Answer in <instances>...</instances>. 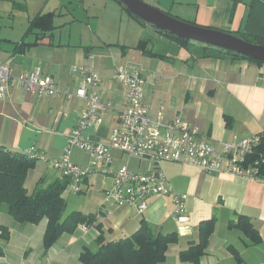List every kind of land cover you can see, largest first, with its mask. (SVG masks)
I'll return each instance as SVG.
<instances>
[{
	"label": "crops",
	"instance_id": "obj_1",
	"mask_svg": "<svg viewBox=\"0 0 264 264\" xmlns=\"http://www.w3.org/2000/svg\"><path fill=\"white\" fill-rule=\"evenodd\" d=\"M98 1L105 16L114 13L118 24L125 17L131 24L104 26L106 17L94 15L88 3L92 0H80L85 7L78 17L71 0H23L17 6L12 0V11L4 12L0 20L6 22L0 28V61L10 67V73L16 76L38 69L71 95L36 99L21 86L9 85L6 98L0 100V148L19 153L33 149L41 156L26 175L28 194L39 181L46 185L59 176L49 161L67 151L70 162L81 167L90 164L85 151L68 144L85 108V101L74 96L81 78L69 73L72 66L92 65L101 79L98 93L103 107L98 120L78 137L87 144L104 142L117 125L125 97L114 77L116 68L143 78L144 101L151 116L160 109L166 120L179 116L215 147L233 136L242 139L264 133V63L207 56L211 52L206 44L174 40L130 16L117 0ZM144 2L197 26L264 40V0ZM139 43L141 49H137ZM111 154L116 168L150 167L117 150ZM161 167L174 194L186 197L183 216L174 214L173 193L151 197L142 214L133 207H111L107 194L112 179L98 173L83 180L79 193L66 189L65 214L95 215V224L109 242L131 237L143 219L163 233L175 232L177 241L167 248L164 264H183L180 252L197 243L199 225L212 219L213 232L199 264H264V183L223 171L204 173L184 164L163 162ZM240 216L250 220L253 234L234 229ZM0 224L10 233L9 240L1 242L0 264H79L81 251L98 248L99 232L93 225H78L44 250L46 220L38 225L18 224L1 205Z\"/></svg>",
	"mask_w": 264,
	"mask_h": 264
},
{
	"label": "built area",
	"instance_id": "obj_2",
	"mask_svg": "<svg viewBox=\"0 0 264 264\" xmlns=\"http://www.w3.org/2000/svg\"><path fill=\"white\" fill-rule=\"evenodd\" d=\"M92 68V65L69 68L71 75L81 78L74 96L85 101V108L68 144L85 151L90 157V164L81 167L70 162L69 151L49 161L54 171L68 180L66 188L70 192L77 194L83 180L92 173H98L112 179V187L107 194L111 207H133L142 214L151 197L173 193L174 214L183 216L186 197L174 194L162 171L163 162L190 165L204 173L223 171L264 183V154L250 158V153L261 142V135L242 139L233 136L230 141L215 147L179 116L166 120L162 109L151 116L144 101L145 81L137 72L124 68L114 70V77L122 85L125 97L117 125L104 142L87 144L80 141V134L97 122V114L103 107L98 93L100 75ZM10 71V67L0 61V100L6 98L9 85L21 86L36 99L51 95L71 97L68 91L59 90L51 77L41 76L38 69L16 76ZM113 149L150 167L137 171L126 166L116 168L111 154ZM29 156L36 160L41 158L33 149L29 151Z\"/></svg>",
	"mask_w": 264,
	"mask_h": 264
},
{
	"label": "trees",
	"instance_id": "obj_3",
	"mask_svg": "<svg viewBox=\"0 0 264 264\" xmlns=\"http://www.w3.org/2000/svg\"><path fill=\"white\" fill-rule=\"evenodd\" d=\"M119 4L128 12L123 4ZM135 19L145 26H149L139 19ZM158 31L174 40L188 42V40L174 37L168 32ZM241 37L248 42L264 45L262 39L253 38L247 34ZM142 47L141 43L137 45V49ZM205 48L211 52L207 56L214 58L232 56L257 64L262 63L219 47L205 45ZM258 134L261 135V142L250 153L251 159L257 157L259 153L264 154V133ZM35 161L36 159L29 156V152L19 153L0 148V206L5 205L8 216L18 224L38 225L42 220H46V227H44L45 230L41 239L44 250L55 243L62 234L72 233L78 225H93L99 232L95 238L98 248L93 252L87 249L81 251L78 256L79 264H164L167 248L177 241L175 232L163 233L158 227L146 223L143 219L131 237L106 241L99 224H95L97 221L95 215H85L78 211L65 214L67 202L64 193L68 185L66 178L59 175L46 185H42L39 181L32 193H27L24 189V183L26 175L34 168ZM237 220L238 222L233 226L234 229H238L243 234H253V227L246 216H240ZM213 227L214 221L212 219L201 222L197 233V243L189 245L187 250H183L179 254L181 263H200L199 259L205 254ZM9 238V230L0 224V256L3 254L1 242H6ZM257 241L259 238H256ZM235 258L237 259L238 256L235 255Z\"/></svg>",
	"mask_w": 264,
	"mask_h": 264
},
{
	"label": "water",
	"instance_id": "obj_4",
	"mask_svg": "<svg viewBox=\"0 0 264 264\" xmlns=\"http://www.w3.org/2000/svg\"><path fill=\"white\" fill-rule=\"evenodd\" d=\"M127 11L158 30L168 32L174 37L190 40L241 54L244 57L264 63V45L254 44L242 37L224 31L197 26L148 5L142 0H118Z\"/></svg>",
	"mask_w": 264,
	"mask_h": 264
},
{
	"label": "rangeland",
	"instance_id": "obj_5",
	"mask_svg": "<svg viewBox=\"0 0 264 264\" xmlns=\"http://www.w3.org/2000/svg\"><path fill=\"white\" fill-rule=\"evenodd\" d=\"M19 1L22 2L23 0H16V6H17ZM28 1L30 3V0H28ZM92 1L93 2H88V3L92 4V5L89 4V6H91L93 8L94 15L100 16V14H101L104 17L105 16V8H103V4H101L102 2L98 1V0H92ZM142 1L144 2V0H142ZM85 3H86V1H85ZM145 3H147V2H145ZM11 5H12V0H0V11L2 12V14H0V20L4 19V15H3L4 12L12 11V9L10 8ZM70 5L72 6V9H74L77 17H78V15L82 14V10L85 7L84 3H83V5H81L80 0H71ZM148 5H150V4H148ZM14 9H17V8H14ZM98 9H99V12H98ZM107 13L108 14L105 16L106 20H105L104 26H106L108 24H111L113 26H117V25L118 26H128L127 24H131V21L129 19H127V17H125L126 19H124L122 22L119 21V24H118V18H116L117 17L116 14H114V13L110 14L109 12H107ZM20 15L21 14L17 13V16H20ZM5 23L6 22H3L1 24V21H0V28L3 27V25ZM15 23L19 24L20 22H15ZM132 26H133V24H132ZM53 171H54V169H53ZM2 206H5V205H2Z\"/></svg>",
	"mask_w": 264,
	"mask_h": 264
}]
</instances>
